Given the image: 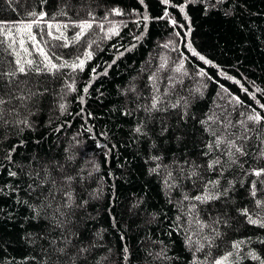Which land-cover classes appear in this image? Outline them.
<instances>
[{
    "label": "trees",
    "instance_id": "16d2710c",
    "mask_svg": "<svg viewBox=\"0 0 264 264\" xmlns=\"http://www.w3.org/2000/svg\"><path fill=\"white\" fill-rule=\"evenodd\" d=\"M184 2L171 0L166 5L162 0H0V21H29L32 17L28 13L43 11L48 14L46 21L69 25L62 29L69 47H59L61 41L43 38L50 42L46 50L61 57L60 62L71 63L77 55L86 59L83 54L88 51L93 54L92 59H86L83 72L62 69L63 80L59 74L29 73V86L35 84L34 91L44 92L29 103L33 114L28 120L35 131L23 125L0 126V264H44L45 260L47 264H72L71 256L75 264H214L229 251L233 252L230 264L264 261V228L247 223L237 211L247 208L254 214L260 211L255 200L264 203V185L259 183L264 176L251 174L253 169L264 168V157L260 155L264 136L253 132L249 134L251 139L236 140L247 153L237 156V164L225 163L229 157L223 144L207 147L214 143L213 131L218 136L225 135L224 124L229 120L233 127L227 131L240 135L238 122L246 120L241 112L250 113L254 108L264 116V109L259 107L264 104V92L256 91L264 89V0H203L185 8L191 21L192 46L217 67L205 64L185 47L188 20L180 11ZM113 9H119L122 15L113 14ZM165 11L169 17L157 19ZM145 15L149 17L144 22L147 27L138 23ZM93 17V28L75 41V24ZM169 18L184 28H173ZM109 22L118 26V35H108ZM99 23L104 24V31L96 27ZM175 32L180 36L176 37ZM54 34L58 35L55 30ZM165 44L169 47L164 48ZM173 46L177 51L172 50ZM12 60L0 46V69L7 70ZM181 62L183 69L177 73L175 69ZM201 69L206 76L199 75ZM69 73L75 78L77 90H65L68 108L61 113L60 89L64 83H72ZM5 84L0 80V95L15 88H5ZM89 84L85 95L83 88ZM153 84L163 97L161 107L168 110L147 114L143 106L150 105V97L157 94ZM241 85L256 99L247 95ZM132 87L135 92L130 91ZM80 96H84L83 104ZM232 96H239L244 107L237 105ZM185 100L188 108L183 118ZM172 104L179 106L172 108ZM13 105L18 106V102L13 100L12 105L4 107ZM23 115L26 113L21 109ZM201 120H208V124L201 125ZM140 124L147 136L134 132ZM163 127L167 131L161 134ZM37 140L40 143H34ZM21 141L24 143L16 148L12 160H6V151ZM82 149L91 163H86L83 179L73 183L75 203L72 209L65 210L66 217L57 214L56 219L65 221L64 227H57L51 209L41 207L52 190L50 183H42L44 166L47 164L48 174L60 187L61 172L52 162L63 164L64 172L75 175L82 165ZM66 155L75 158L67 161ZM152 156L162 159L154 161ZM217 158L220 163L208 169L207 165ZM158 163V171L150 172ZM193 164L199 167L193 169ZM94 165L99 171L89 177L87 169ZM192 170L198 175L191 176ZM9 171L17 176H10ZM165 180L173 187L165 185ZM208 180H219V185L209 186V191L230 188L227 197L207 203L183 200L184 195H202ZM252 181H257L255 197L250 194ZM48 200L55 208L63 198L54 192ZM192 204L196 205L194 211ZM216 218L220 223L213 225ZM201 223L215 226L221 233L211 245L203 240L205 235L211 237L210 228L200 229ZM61 234L71 240L64 255L55 253L50 244L55 241V247H64ZM196 241L204 244L200 251L195 250ZM238 241L239 249L232 248ZM77 245L89 250L77 254Z\"/></svg>",
    "mask_w": 264,
    "mask_h": 264
},
{
    "label": "snow or ice",
    "instance_id": "6c2138e0",
    "mask_svg": "<svg viewBox=\"0 0 264 264\" xmlns=\"http://www.w3.org/2000/svg\"><path fill=\"white\" fill-rule=\"evenodd\" d=\"M11 2V0H9ZM164 4H169L171 0H162ZM198 2H203V0H185L184 3L180 5V11L181 13H184L185 19L188 20V28L184 32L183 41L185 42V47L191 52V54L195 57H198L199 60L203 61L205 64L211 65L212 67H217L211 60L206 59L204 55H201L193 46L191 43V40L189 39L192 34V28H191V21L190 18L185 13V8L188 6L189 3L195 4ZM175 7V5H173ZM113 14L115 15H122L119 9H113ZM61 15H66V13L61 12ZM205 14L207 12L205 11ZM30 17H32L29 21H14V22H8V21H0V37H3L0 39V46H4V51L11 55L13 57V60L8 62L9 67L7 70L0 69V80L6 81V84L4 85L5 88H7L9 85H15L14 89L9 90L4 95H0V126H17V125H23L24 128L31 129L32 131H35L34 126L29 122L28 116L32 115L31 109L29 108V103L33 99V97L42 96L44 92L34 91V88L37 87V85L33 84L29 86V81L27 77L29 76V73H33L37 76L43 75V74H51V75H57L59 74L60 79L63 80L64 73L61 71L62 69L69 68L71 69L72 73H75L77 71L83 72L85 69V63L86 59L90 60L92 59V52L88 51L85 52L83 55L86 59H82L80 55H77L76 58L69 63L67 60H62L61 57L55 56V53L52 52L50 54V51L46 50V48L49 47L50 42L48 40L43 39L44 37H50L52 40L61 41L59 44V47H69L68 37L64 36V33L62 29H67L69 27L68 24H54L50 21H46L45 17L48 15L46 12L41 11L40 13L31 12L28 13ZM91 15V13H89ZM169 14L167 11L164 12L163 17H158L157 19H163L168 18ZM53 20L55 17L52 18ZM107 19V17H105ZM149 19L147 15H145L142 19V21L138 23H143L144 27H147V24L144 23ZM171 25L173 28L179 27L181 29L184 28L183 24H177V21L175 19L169 18ZM95 21V17L92 18V20H82L79 23L75 24V27L78 29L76 31L74 40L80 41L82 38L85 37L86 33H88L89 30L93 28V24ZM43 25V26H42ZM99 31H104V24L99 23L96 25ZM34 28L36 31L34 32ZM58 33V35L54 34ZM108 35H118V26L111 24L109 22V27L107 29ZM37 35H39L41 38L38 39ZM174 35L176 37L180 36V32H175ZM171 43V41H170ZM85 45L88 48H91V44L85 40ZM56 47V46H51ZM169 44H165L164 48H168ZM173 51H177L176 47L173 46ZM33 53L36 55L34 56ZM114 62V61H113ZM111 65H108L110 67ZM166 66L165 64H161L160 68L163 69ZM183 69V63H179V65L176 67L175 71L177 73H180ZM104 75L107 74V72L103 73ZM222 75H225L224 73H221ZM70 78L72 79V83H64L62 88L60 89V100L58 107L61 113H64L67 111L68 105L66 102H64V96H65V90L69 92H76V86H75V78L71 77V74H68ZM96 75V69H92V79L95 78ZM199 75L206 76L207 74L203 71V69L200 70ZM20 76L25 77L26 79H19ZM153 79H157L155 76ZM171 79V77H169ZM227 79L233 80L235 84H240L239 80H234L233 77L228 76ZM91 85H87L83 88V93L86 95L88 93L89 87ZM153 89L156 90V85L153 84ZM223 85H220V88L223 89ZM241 89L249 95L253 100L256 99V96L254 93H251L248 91L247 88H244L243 85H241ZM45 92L47 89L44 90ZM130 91L135 92V87L130 88ZM156 95H153L150 97L151 103L150 105H145L144 111L147 114H151L153 111H167L168 107H161V104L163 103V97L158 93V90ZM199 91V89H197ZM224 91H227L224 89ZM257 92H264V89H257ZM137 97H139V94L137 93ZM80 102L84 103V96L79 97ZM15 100L18 102V106L13 105L10 108H5L4 105H12V101ZM232 100L236 102L237 105L244 107V101L240 99L239 96H232ZM179 104H172L170 107L176 108ZM138 107H140L138 105ZM259 107L261 109H264V104H259ZM187 108L188 104L185 100L183 109L181 112V115L183 118L187 117ZM21 109L24 110V113L26 115L21 116ZM7 114V115H6ZM124 115H129V112H124ZM89 115H91L89 113ZM240 115L242 117H246L245 119L240 120L238 123L240 125V128L238 129L240 135L238 136L236 132H229L228 129L232 128L233 125L231 121H227L224 124L225 128V135L218 136L216 131H213L211 134L214 139L213 144L207 145L208 148L219 147L220 145H224V151L227 153V156L229 157L228 161H226V164H237V156L238 155H247L246 152H244L242 145L237 144L236 140H248L251 139L250 133L256 132L260 136H264V116L260 114V112H257L254 108L251 109L250 113L241 112ZM212 117H209L208 120H211ZM208 120H201V125L208 124ZM249 124L252 125V127H249ZM144 125L140 124L134 128V132L136 134L147 136V133L143 131ZM20 131H23V128L20 129ZM91 131V130H89ZM167 131L166 127H163L161 129V134L165 133ZM23 141H21L20 145H13V147L6 151L5 159L8 161L12 160L13 153H15L16 148L23 145ZM34 143H40L39 140L34 141ZM261 143H264V140H261ZM67 152V149L65 150ZM207 155V153H206ZM260 155L264 157V151L260 152ZM75 157L72 155H66L65 160L71 161L74 160ZM32 159H35V156L32 157ZM151 160L159 161L162 159L159 156H152L150 157ZM81 161L82 165L77 170L76 174H70L68 172H64V165L60 164L57 161H53L52 164L55 167H58L61 172V181H60V187L56 186V180L55 178H51L47 171V164L44 166L45 171V178L42 181V183H50L51 189L48 193V196L44 198V201L41 203L42 208H50L51 209V217L56 223L57 227H64L65 221H61L59 219H56L57 214L61 217H66L67 212L65 210H70L73 208V205L75 203L74 200V188L73 183L77 181V179H83L82 173L86 170V163H91V159L87 152H84L83 149L81 151ZM187 163V162H186ZM219 159L212 160L211 163L207 165L208 169H213V167L217 164H219ZM199 167L198 165L193 164V169ZM160 168V164L158 163L155 168L150 169V172H157ZM183 169H181L182 171ZM88 176L90 177L93 174V171H99V167L97 165H94L92 169H87ZM10 176L15 177L17 176V173L14 171H9L8 173ZM252 175H254L257 178H260L261 176H264V168L261 169H253ZM167 175L169 178H171V173L168 172ZM191 176H197L198 173L195 170H192L190 172ZM29 176H31V173H29ZM39 176V173H37V177ZM165 185H167L169 188L173 187V184H170L168 180L164 181ZM259 183L261 185H264V180H260ZM231 185V182H229ZM219 185V180H208L205 181V188L203 189L202 195H196L194 197H189L187 195L183 196V200H194L200 203H207L212 200H219L221 197H227L228 192L230 188H225L223 191H209V186L212 188H216ZM256 187H257V181H252L250 184L251 192L250 194L255 197L256 196ZM0 191H3V189H0ZM99 191V189H97ZM54 192H58L61 194L63 200L61 204H58L55 208H52L51 201L48 200V197L53 196ZM83 203H87V201H83ZM255 204L259 207L260 211L256 212L254 214L249 213L247 208L238 209L240 215L244 216L246 218L247 223L251 225H257L261 228H264V216L261 215V213H264V203H262L260 200H255ZM82 205H77V207ZM136 205H134L135 207ZM64 209V210H62ZM191 209L194 211L196 209V205L192 204ZM39 213H37L38 215ZM256 216V218H253V216ZM35 218V217H34ZM220 223V219L216 218L213 221V225H218ZM225 224H227V221H224ZM198 227L200 229H203L204 227H209L210 232L212 233L211 237L208 235L203 236V240L207 242L209 245H211L216 238H219L221 233L218 231V229L215 226H209L205 224H199ZM62 235V241L64 244V247H55V241L50 242L53 250L55 253H59L61 255H64L66 253V248L71 245V240L68 238V236ZM186 238L189 240L190 243H193L191 241L190 237ZM264 243V241H261ZM196 244H198V247L195 249L196 251H200L203 249L204 244L200 243V241H196ZM241 242H235L232 244V248L239 249ZM77 249V254L87 252L89 249L85 247H81L79 245L74 246ZM125 253V261L127 260V248L125 247L123 249ZM165 252L164 249L161 250V253L163 254ZM233 256V252L229 251L225 255L221 256L219 259L214 260V264H230V258ZM254 259H259V257H253ZM72 264H75V257L71 256L69 257ZM44 264H47V260H45ZM56 264V262H54ZM203 264V262H201ZM261 264H264V261H261Z\"/></svg>",
    "mask_w": 264,
    "mask_h": 264
}]
</instances>
